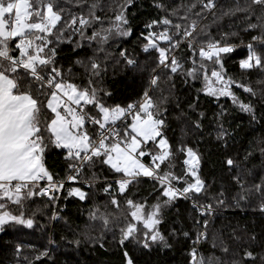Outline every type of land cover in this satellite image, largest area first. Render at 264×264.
I'll return each instance as SVG.
<instances>
[{
    "label": "snow or ice",
    "instance_id": "1",
    "mask_svg": "<svg viewBox=\"0 0 264 264\" xmlns=\"http://www.w3.org/2000/svg\"><path fill=\"white\" fill-rule=\"evenodd\" d=\"M69 4L80 11H72L66 7ZM135 4L137 0H0V233L17 226L32 229L36 212L26 215L25 205L46 198L45 205L54 207L65 181H79L87 169L90 176L83 182L94 188L103 179L100 191L105 197L102 204H93L89 221H99L104 231L112 233L122 264H137L129 245L149 255L154 250L173 248L169 238L177 243L181 238L191 242L189 264H256V256L248 248L233 250L232 258L224 261L220 257L206 259L198 253L197 246L208 238L210 218L228 204L223 190L210 191L211 185L201 174L199 152L182 138L175 146L170 142L166 113L179 78L185 85L196 81L201 85L186 110L181 109L176 117L183 134L189 129H202L205 113L198 108L201 95L216 102L227 97L252 122H259L256 105L241 100L233 89H242L253 98L258 91L228 75L225 61L243 46L246 54L238 59L239 69L264 74V0H243L242 4L236 0L234 8L222 13L245 14L243 18L249 21L245 30L254 32L246 44L243 40L239 44L228 41L236 33L216 39L208 31L210 25L202 24L206 13L212 14L213 23L222 18L216 17L217 0H194L172 7L163 0H152V7L160 15L146 22L147 31L140 33V50L147 54L144 62L127 47L111 50L133 35L129 9ZM197 4L199 10L194 11ZM106 10L114 14L97 15ZM253 17L255 22H251ZM64 43L71 44L77 56L67 67L58 59ZM86 48H91V55L85 52L81 57L77 50ZM184 49L187 56L177 55ZM148 60L153 62L148 64ZM117 66L140 82L137 99H117L103 86L109 68ZM74 67L80 72H74ZM78 75L84 78L81 83L76 82ZM256 83L264 84V79ZM260 96L264 104V89ZM176 107H180L179 102ZM228 114L222 106L213 114L216 140L224 147L231 137L225 127ZM53 149L64 157V178L47 167L46 156ZM254 151L250 149L244 159ZM178 153L184 158L181 170L176 172L174 158ZM260 153L264 156V147ZM224 164L230 172L235 169L231 176L239 188L232 198L235 206L243 201L264 216V170L258 182L254 179L249 183L248 177L253 175L250 169L241 168L232 157H227ZM97 165L107 168L112 175L110 182L94 171ZM141 178L153 181L157 195L152 203L130 198V186L139 184ZM253 195L258 199L254 201ZM67 196L84 201L88 193L71 187ZM179 200L191 203L194 235L183 227L171 228L167 235L162 230L166 211ZM49 219L63 217L53 211ZM245 236L236 235L233 229L232 239L238 244L243 240L264 248V237L257 241L254 232ZM103 240L100 235L94 243L104 248ZM69 243L79 247L81 241ZM212 246L229 253L222 239L219 244L214 239ZM21 253V245L16 244L17 264H21ZM48 255L46 250L33 260L27 256L22 259L33 264ZM260 264H264V256Z\"/></svg>",
    "mask_w": 264,
    "mask_h": 264
},
{
    "label": "trees",
    "instance_id": "2",
    "mask_svg": "<svg viewBox=\"0 0 264 264\" xmlns=\"http://www.w3.org/2000/svg\"><path fill=\"white\" fill-rule=\"evenodd\" d=\"M64 0H61L63 3ZM107 3V0H104ZM169 7L177 4H190L194 0H163ZM241 4L243 0H240ZM218 7L215 10L216 17H222L213 23L211 13H206L207 19L202 21V24L210 25L208 31L211 35L220 39L225 33H236V36H229L230 43L239 44L241 40L246 44L254 34L252 30H245L249 21L245 20L244 13H236L235 15H222L229 8H234L236 0H217ZM74 12L80 11L79 8L72 5H66ZM199 10V4L194 11ZM113 12H97V15L109 17ZM182 14V10H181ZM158 11L152 7V0H137V4L129 9V17L133 29V35L119 46L113 47V52L118 51L119 47H127L144 62L146 59L145 53L140 50L141 32H146L144 24L152 19L159 18ZM251 22H255L253 17ZM91 30H89L90 32ZM259 29L255 30L258 34ZM163 46V45H162ZM60 55L58 59L65 66H69L71 61L76 59V53L72 52V45L64 43L60 45ZM81 57L85 52L91 55V48L78 49ZM246 54V49L241 46L231 54V58L226 59L225 68L228 75L239 79L242 83L249 84L253 89L258 91L257 97L253 98L247 93H243L242 89H233L241 100L248 102L251 100L256 105L257 116L259 122H252L250 117L240 112L232 105L231 100L227 97H221L219 102H216L210 97L200 96L198 108L205 113V119L202 121V129L199 131L188 130L187 134L181 132L182 124L177 120V115L181 109L186 110L189 101L196 95V89L201 85L199 81L185 85L179 78H176V89L174 96L170 97V102L167 105L168 111V128L166 135L173 146L176 145L178 139L183 141L190 147L197 150L201 156V174L203 178L211 185L210 191L223 190L225 192L226 203L228 206L222 207L210 218L207 232V239L202 240L197 246L198 253L205 257H220L221 261L230 260L231 253L237 248H248L256 256V264H260V258L264 256V248H261L259 243L246 244L243 240L239 244L232 239L233 229L236 230V235L244 237L245 233H255L257 241L264 237V216L253 207H249L245 202L241 201L239 206H235V200L232 199L239 192V188L231 180V176L235 174V169L231 172L224 164L227 157H232L236 160L241 168L250 169L253 173L248 177L249 183L254 179L258 182V178L264 170V156L260 153V148L264 147V104L261 103L260 90L264 89V84L256 83L259 79H264V74L258 73L255 70L252 72H243L238 67V59ZM177 55L187 56L188 52L184 49L178 51ZM153 61L148 60L151 64ZM74 72L79 73L78 67L73 68ZM83 76H77V83L83 81ZM139 81L134 80L132 75L126 70L121 71L116 68H109V73L103 81V86L107 87L117 99L135 100L140 92ZM111 102V101H109ZM179 102L180 107H176ZM221 106L229 113L225 120V127L231 133L228 139V146L224 147L221 141L216 140L217 125L214 122L213 114L220 111ZM195 118V114L190 113ZM250 149H255L254 155L244 159L246 153ZM182 154H177L174 158L173 171L179 172L182 168ZM147 161V157H145ZM46 164L50 171L58 174L59 178H64L67 172V165L63 155L53 149L46 156ZM94 171L103 178L108 177V181L112 180V175L105 166L97 165ZM90 176V173L85 169L82 173L80 181H84ZM103 179L95 184L94 188H89L83 184H77L73 187H79L82 191L88 193V198L80 201L78 197L67 196V190L61 195L56 205L53 207L45 205L46 198H36L35 202L29 201L25 205L26 215L36 212L34 217L36 223L32 229L17 226L8 228L5 232L0 233V264H17V259L14 255L16 244L21 245V264H26L23 257L27 256L29 260L33 257L48 251V256H41L40 260H34L33 264H122L121 252L119 245L112 239V233L104 231L99 221H89V211L93 204H102L104 202V194L100 191V185ZM130 198L137 201L146 200L148 203L154 202L157 195L153 186V181L147 178H141L139 184L130 186ZM65 197H67L65 199ZM255 201L258 198L253 195ZM39 209V211H36ZM53 211H56L59 216L63 217L60 220H50L49 217ZM195 215L189 201L179 200L175 206L166 211L164 225L162 230L165 235L171 228L183 227L189 230L194 235L193 220ZM87 234V235H85ZM104 236V248H100L94 243V238ZM92 237L93 239H89ZM79 239L81 241L79 247L70 244L69 241ZM170 239L173 243V248L153 251L152 254L146 255L142 250L135 249L129 245L130 254L133 255L137 264H189V252L191 250V242L184 241L182 238L179 243ZM215 239L219 244L222 239L229 248V253L225 254L220 250V247L213 248L212 242ZM53 241V243H49Z\"/></svg>",
    "mask_w": 264,
    "mask_h": 264
},
{
    "label": "built area",
    "instance_id": "3",
    "mask_svg": "<svg viewBox=\"0 0 264 264\" xmlns=\"http://www.w3.org/2000/svg\"><path fill=\"white\" fill-rule=\"evenodd\" d=\"M77 184H83V185H85V186H87V184H85L83 181H77V182H69V181H65V185H64V189L63 190H61V192H60V197H61V195L66 191V190H68L69 188H71V187H73L74 185H77Z\"/></svg>",
    "mask_w": 264,
    "mask_h": 264
}]
</instances>
